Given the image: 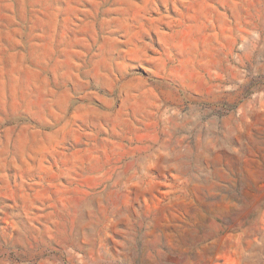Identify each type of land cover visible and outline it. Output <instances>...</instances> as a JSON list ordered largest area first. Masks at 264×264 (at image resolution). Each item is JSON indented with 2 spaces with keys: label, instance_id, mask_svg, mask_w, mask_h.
Here are the masks:
<instances>
[{
  "label": "rangeland",
  "instance_id": "rangeland-1",
  "mask_svg": "<svg viewBox=\"0 0 264 264\" xmlns=\"http://www.w3.org/2000/svg\"><path fill=\"white\" fill-rule=\"evenodd\" d=\"M0 264H264V0H0Z\"/></svg>",
  "mask_w": 264,
  "mask_h": 264
}]
</instances>
